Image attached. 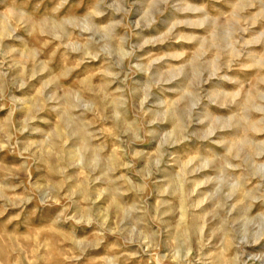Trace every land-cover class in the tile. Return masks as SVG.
I'll list each match as a JSON object with an SVG mask.
<instances>
[{
	"label": "rangeland",
	"instance_id": "obj_1",
	"mask_svg": "<svg viewBox=\"0 0 264 264\" xmlns=\"http://www.w3.org/2000/svg\"><path fill=\"white\" fill-rule=\"evenodd\" d=\"M0 264H264V0H0Z\"/></svg>",
	"mask_w": 264,
	"mask_h": 264
}]
</instances>
